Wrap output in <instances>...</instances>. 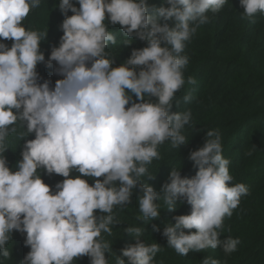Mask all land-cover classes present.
<instances>
[{"label":"clouds","instance_id":"1","mask_svg":"<svg viewBox=\"0 0 264 264\" xmlns=\"http://www.w3.org/2000/svg\"><path fill=\"white\" fill-rule=\"evenodd\" d=\"M228 0H167L168 6L153 7L148 0H59L64 16L59 46L47 60L40 49L45 32L29 30L24 20L41 0H0V253L13 230L26 234L30 247L20 264H74L88 256L90 264H108L107 242L97 238L111 233L114 206L125 205L133 188L148 174V165L159 159L158 146L168 141L172 148L184 145L185 126L192 128L191 110L171 111L175 94L185 83L189 57L187 42L198 27L218 13ZM243 18L264 14V0H240ZM69 10L71 15H68ZM107 21V22H106ZM109 25H119L125 44L138 38L145 47L114 66L109 44L117 40ZM53 68L61 78L50 86L41 82L37 65ZM192 77L187 84L195 85ZM133 96L135 99H133ZM155 97L153 101L151 98ZM193 99L189 90L184 103ZM23 127L34 139L25 140L16 170L3 155L7 138ZM221 135L208 129L204 145L191 151L198 167L192 178L172 168L169 182L158 194L151 185H141L139 211L144 219L157 218L162 200L169 210L177 202L191 205L187 215L174 216L162 235L167 246L184 256L192 251L221 247L227 255L240 243L238 238L220 239L224 218L231 217L248 194L244 183L233 184L230 160L222 155ZM246 155H252L251 151ZM59 174L55 193L38 169ZM75 170L78 176H71ZM92 177L90 185L86 179ZM102 178V179H100ZM228 182H231L229 185ZM95 210L108 215L97 217ZM177 229H195V232ZM153 230H158L153 225ZM139 237V227H128ZM127 261L116 264H154L161 251L157 243L139 239L123 248ZM202 264H220L205 257Z\"/></svg>","mask_w":264,"mask_h":264},{"label":"trees","instance_id":"2","mask_svg":"<svg viewBox=\"0 0 264 264\" xmlns=\"http://www.w3.org/2000/svg\"><path fill=\"white\" fill-rule=\"evenodd\" d=\"M79 7L77 0H72ZM153 7L168 6L167 0H148ZM59 0H41L38 7L31 9L24 20L29 30L46 31V38L40 44L41 51L47 60L53 46H59L62 33L60 25L64 16L58 8ZM69 10L68 15H71ZM207 23L197 28L195 34L187 42L185 53L189 62L184 69L186 83L175 96L179 106L173 101L171 111L190 109L192 113L190 126H185L184 134L188 137L184 145L177 149L168 141L158 146L159 159L148 165V174L142 176L133 188L127 204L114 206L111 233L101 232L97 239L107 242L109 249L105 256L108 264H116V259L127 261L122 249L136 243L139 239L145 244L157 243L161 251L154 258V264H202L205 257L219 260L220 264H264V14L257 13L251 19L243 18L240 0H228L216 13H207ZM107 22V21H106ZM117 44H109L108 52L114 55L118 66L131 55L133 48L147 46L138 38L125 44L129 39L123 36L119 25H109ZM11 46L12 41H0ZM53 67L37 65L41 82L45 79L54 86L61 77L54 73ZM195 79V85L187 84V78ZM191 90L193 99L184 103L183 96ZM133 99L135 97L133 96ZM153 101L155 97L151 98ZM17 131L11 133L6 141L4 156L8 166L14 171L17 161L22 159L21 151L25 140L34 139V133L26 134L22 126L16 125ZM208 129L218 130L221 135L222 155L230 160L229 171L232 183H244L248 194L241 197L239 206L233 210L231 217H225L220 239L238 238L240 243L234 252L225 254L221 247L192 251L182 256L167 246V239L162 235L167 223H175L173 217L190 213L191 205L184 200L177 202L175 209L169 210L162 200L156 201L160 206L157 218L144 219L139 211V197L142 195L141 185H151L161 194L162 185L169 182L172 168L179 169L182 177L192 178L198 167L189 159L191 151L202 147ZM251 151L252 155H246ZM42 181L55 193V185L64 177L59 174H48L43 168L38 169ZM75 177L79 174L73 170ZM91 185L96 178L81 177ZM102 179V178H100ZM231 185V182H228ZM97 217L108 215L99 210L94 212ZM153 225L158 230H153ZM128 227H139L142 230L137 238L135 233H128ZM192 231L195 229H177L176 231ZM26 234L13 230L11 240L5 245L10 252L8 257L0 253V264H20L30 251L25 246ZM74 264H90L88 256L77 257Z\"/></svg>","mask_w":264,"mask_h":264}]
</instances>
